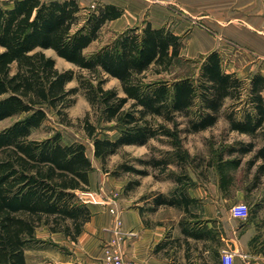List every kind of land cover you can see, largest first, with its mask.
<instances>
[{
    "label": "trees",
    "instance_id": "obj_1",
    "mask_svg": "<svg viewBox=\"0 0 264 264\" xmlns=\"http://www.w3.org/2000/svg\"><path fill=\"white\" fill-rule=\"evenodd\" d=\"M122 13L114 4L84 8L77 0H6L0 5V121L15 117L0 129V264H28L27 251L41 242L35 237L41 225L76 241L91 219L76 193L86 190L93 171L84 145L63 143L57 132L44 139L30 138L50 110L68 124L66 109L79 91L95 118L92 123L84 116L82 128L104 172L106 159L122 146L167 138L172 149L163 158L140 162L160 173L167 171L172 179L169 193L153 195L151 211L169 206L187 213L188 218L178 223L181 234L197 239L203 229L190 210L199 200L187 192L193 183L186 172L189 155L180 141L179 117L185 121V132L193 133L207 130L224 114L230 131L259 137L262 144L257 149L251 141L229 150L247 154L254 149L248 164L259 162L257 178L264 173V75L242 79L225 71L222 56L212 51L201 61L197 75L161 77L180 59L182 38L149 21L121 30L85 54L104 25ZM48 49L78 67L79 73L58 70L44 52ZM109 78L118 81L120 92L105 87ZM73 80L77 85L67 87ZM108 130L117 131V137L111 139ZM220 159L215 166L218 185L226 192L232 178L226 165L235 169L240 160ZM172 163L178 172L168 170ZM120 168L150 174L127 164ZM111 175L118 176L115 171Z\"/></svg>",
    "mask_w": 264,
    "mask_h": 264
},
{
    "label": "crops",
    "instance_id": "obj_2",
    "mask_svg": "<svg viewBox=\"0 0 264 264\" xmlns=\"http://www.w3.org/2000/svg\"><path fill=\"white\" fill-rule=\"evenodd\" d=\"M77 2L84 8H89L91 2L122 7L118 19L107 22L118 26L119 32L136 25L138 19L149 21L153 27H168L182 38L180 56L185 58L203 60L206 54L217 51L225 71L235 72L242 79L254 73L264 75V0ZM89 175L87 189L106 190L113 198L115 213L88 203L91 219L76 241L64 233L50 232L45 225L39 226L35 237L51 247L43 250L38 264H104L103 244L111 240L122 246L125 258L139 264H222L223 250L231 253V264H264V206L250 207V216L238 219L226 207L228 203L221 198L218 183L214 188L195 184L187 192L199 200V211L193 213L202 221V236L195 239L181 232L170 236L161 220L148 225L131 200L120 196L122 190L111 184L113 176L98 168ZM256 198L261 199L260 195ZM33 250L27 251V263Z\"/></svg>",
    "mask_w": 264,
    "mask_h": 264
},
{
    "label": "rangeland",
    "instance_id": "obj_3",
    "mask_svg": "<svg viewBox=\"0 0 264 264\" xmlns=\"http://www.w3.org/2000/svg\"><path fill=\"white\" fill-rule=\"evenodd\" d=\"M5 3L6 0H0V5ZM142 21L143 20L138 19L136 21V25H140ZM118 32V26L113 23L105 24L100 30L98 38L91 42L88 48L84 51L85 54H90L92 51L97 50L104 45L105 42L110 41L118 34ZM44 52L47 56L49 55L54 59L58 70L71 69L75 74L79 73L78 67L65 61L64 59H60L53 50L48 49ZM201 58L189 59L181 55L180 59H178L177 62L170 68L169 73H164L161 77L174 79L179 76L197 75L198 67L202 61ZM82 73H84V71ZM76 85V80H73L67 84V87H75ZM105 87H112L120 92L119 84L116 79L109 78L106 81ZM66 112V121L68 124L61 123L54 111H48L46 121L39 128H36V130L31 132L30 138L35 140L44 139L57 132L61 135L63 143L81 142L86 148V155L92 162L93 170L98 168L104 172L100 161L93 157L91 139L86 135L82 128L84 116L87 115L92 123L95 121L91 107L87 103L82 91H79L74 96L72 105L66 109ZM14 119L15 117H10L0 121V129L6 127ZM178 121L180 122L178 126V129L180 130V141L183 148L189 155V160L186 164V172H188L193 186H195V184H200L214 188V184L218 183V173L215 168L218 158H221V162L229 159H239L240 164L235 169L226 165V171L232 178L228 190L226 192H221V198L226 200L225 203H228V205H226L228 209H230L233 204H237L239 202L245 203L248 206V213L250 212V207L253 209V207H258L260 205L264 206V173L259 175L257 178L256 167L259 162L252 165L248 164L252 159L254 149L247 154H241L239 151L232 153L229 150L230 147L237 149L240 145L247 144L251 141H254L256 145L255 149H257L262 144L259 137H250L245 134L230 131L224 114H221L218 121L213 126L208 127L207 130L193 133L185 132V121L183 117H179ZM106 132L111 139L116 138L118 135L115 130H108ZM100 137H102V135H100ZM171 149L172 146L168 143L166 137H162L159 140L151 139L148 144L142 146H122L117 153L106 159L104 168L107 171L105 173L108 175H111L113 171L118 174V176L111 175L113 176V182H111V184L113 183L112 186H116L118 187L117 189L122 190V194L120 196L131 200L132 204L137 207L138 211L140 210L141 216L145 219L148 225L152 226L161 220V223H164L166 227H168L169 235L173 236L181 232L178 225L179 221L182 220V218L187 219L189 215H187V213L183 210L169 206L158 207L156 210L151 211L153 206V195L157 193H169L174 188V183L171 178L167 177V171L160 173L158 169L145 166L140 162V160L147 161L151 157L159 159L163 158L165 156L164 152ZM123 164L133 166L136 169H147L150 174L140 176L124 171L120 168ZM168 170L178 172L174 163L169 164ZM135 182H138V184L135 185ZM127 184L129 185L125 188ZM83 192L102 193L109 199L111 198V200H113L112 196L108 195L106 190L102 188L95 191H90L86 188ZM257 195H260V201L262 203H260L259 199L256 198ZM88 203L90 204V202ZM88 203L85 204L87 205ZM111 203L112 207H114L113 201ZM102 207L108 209L105 206ZM190 210L191 212H198L199 207L196 205L195 207H191ZM50 247L51 246H49L48 243L43 241L36 244L32 248L34 250L29 254L28 263L38 264L37 262L39 261L40 254H42L43 250H47Z\"/></svg>",
    "mask_w": 264,
    "mask_h": 264
},
{
    "label": "built area",
    "instance_id": "obj_4",
    "mask_svg": "<svg viewBox=\"0 0 264 264\" xmlns=\"http://www.w3.org/2000/svg\"><path fill=\"white\" fill-rule=\"evenodd\" d=\"M154 2H159L163 0H151ZM96 6V3L91 2L90 3V8H94ZM80 200L84 203H92V204H100L102 206H105L109 209V212L115 213V208L112 207V200L111 198L109 199L102 193H84L83 191L81 192H76ZM231 215L235 218H241V219H247L249 217L248 213V206L243 203L239 202L237 204H233L230 209H229ZM117 226H120V221H117ZM116 231H118L116 229ZM117 244L114 240H111V242L106 243L103 245V252H102V261L104 264H139L135 260H131L128 258H125L123 250L121 246ZM221 261L222 264H231L232 262V255L228 250H223L221 252Z\"/></svg>",
    "mask_w": 264,
    "mask_h": 264
}]
</instances>
